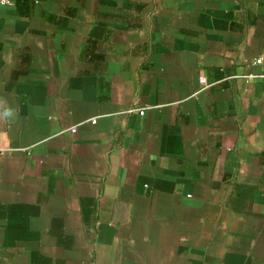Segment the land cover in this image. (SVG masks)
<instances>
[{"label":"crops","instance_id":"crops-1","mask_svg":"<svg viewBox=\"0 0 264 264\" xmlns=\"http://www.w3.org/2000/svg\"><path fill=\"white\" fill-rule=\"evenodd\" d=\"M10 1L0 264H264V0Z\"/></svg>","mask_w":264,"mask_h":264},{"label":"built area","instance_id":"built-area-1","mask_svg":"<svg viewBox=\"0 0 264 264\" xmlns=\"http://www.w3.org/2000/svg\"><path fill=\"white\" fill-rule=\"evenodd\" d=\"M0 4H2V5L11 4V1L10 0H0ZM256 62L261 66V72L258 75H256L255 77H258L259 79H261V81L264 84V56L258 58L256 60ZM199 82H200V84L202 86H207L205 77L200 76L199 77ZM130 111H137L140 115H142L143 112H144V107H141V108H133V109H130ZM89 121L92 124H94L95 121H96V118L95 117H92V118L89 119Z\"/></svg>","mask_w":264,"mask_h":264}]
</instances>
